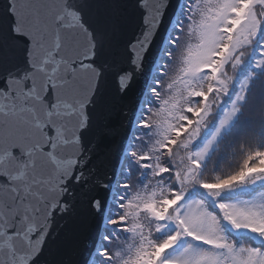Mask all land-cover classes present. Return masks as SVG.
Here are the masks:
<instances>
[{"label": "snow or ice", "instance_id": "1", "mask_svg": "<svg viewBox=\"0 0 264 264\" xmlns=\"http://www.w3.org/2000/svg\"><path fill=\"white\" fill-rule=\"evenodd\" d=\"M0 264H264V0H0Z\"/></svg>", "mask_w": 264, "mask_h": 264}]
</instances>
